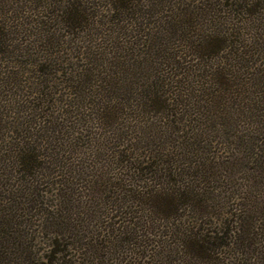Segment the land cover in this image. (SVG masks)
Wrapping results in <instances>:
<instances>
[{
    "label": "trees",
    "instance_id": "obj_1",
    "mask_svg": "<svg viewBox=\"0 0 264 264\" xmlns=\"http://www.w3.org/2000/svg\"><path fill=\"white\" fill-rule=\"evenodd\" d=\"M11 1L0 0V264H223L225 150L250 192L264 190V0L15 1L36 40L13 61ZM102 22L130 38L76 47L77 68L59 59ZM251 203L238 243L261 255L264 207Z\"/></svg>",
    "mask_w": 264,
    "mask_h": 264
},
{
    "label": "rangeland",
    "instance_id": "obj_2",
    "mask_svg": "<svg viewBox=\"0 0 264 264\" xmlns=\"http://www.w3.org/2000/svg\"><path fill=\"white\" fill-rule=\"evenodd\" d=\"M15 1L16 2L19 1L18 6L22 7L21 10H23L24 7L28 4V3L25 4V2L27 0L11 1V3H13V5H14L13 10H14V8L17 7L16 6L17 4L15 5ZM11 3H9V4L11 5ZM8 5L6 4L5 7L7 8ZM18 8H16L13 12L10 11L8 24H7V26L4 25L6 27L8 33H9L8 39H4V41H7L8 43L11 44V47L8 49L6 57L8 59H10L11 61H13L15 59V55H16L15 46L19 45L22 49H24L25 45H28V42H30L32 40H36L35 37L31 36V33L35 32V29H33V28L30 29V28H27L25 26H23V28H22L20 26L22 24L21 19L25 15L27 16V14L21 15L22 11H21V14H19L20 11L17 12ZM102 23H104V24L101 25L100 28L97 29V31H95L93 33H85V34L79 35L78 39L80 40V42H83L82 44L81 43H79V44L74 43L73 45L67 44L64 48V49H66L65 51H63L64 50L63 49L62 50L63 52L60 51V53L59 52L56 53V55H58L59 59L62 61H66L67 59H69L70 62L68 61L67 63L68 64L72 63V66L74 63V67L77 68L81 65V62H78L75 60H73L71 62L72 57L73 58L78 57L76 54V52H77L75 49L76 47H81V48L82 47L83 48L88 47L89 51H87V52H88V54H91V53H94L96 46L100 45L101 47H103L104 44L110 42L111 39H129L130 38L129 35H122L121 32H117L113 29L110 30L111 28H113V25L108 24L107 22H102ZM24 30L25 31L28 30L26 32V34H25ZM61 33H62V30L61 31L58 30L56 32V34H57L56 36L60 37L59 34L61 35ZM130 35L133 36V34H130ZM56 40L59 42L62 39L56 38ZM66 40H68V39H65V42H66ZM68 42H70V40ZM90 42H92V43L89 44ZM70 48H71V50H70ZM73 48L75 50H73ZM92 57H94V55ZM67 66H70V65H67ZM1 67L3 69H5L4 64H1ZM3 69H2V71H4ZM10 69H11V71H15L14 67H12V68L10 67ZM55 79H56V81H55L56 84L61 85L58 87L59 88L63 87V85L61 83H62V81H66L64 76L57 74V75H55ZM22 94L26 95L24 92ZM66 96H67V94H66ZM65 98L69 99L68 96ZM65 98H63V99H65ZM12 117H14V116H12ZM219 142H221V141H217V143H219ZM223 151H222V149H220L218 154L222 153ZM215 153L217 154V151H215ZM222 156H224V158H225V159H223V160H225L223 162L227 163V164L222 163V164H225L222 166V169L224 170L225 167H232L230 170V175L235 174L234 175L235 179H234V185L233 186L229 185V182H227V184L224 188V192H226L227 190L232 188L234 195L232 196V199H229V197L228 198L226 197V199H228V200L224 201L226 204L224 205L223 220H225L226 223L229 224V229H231L232 232L230 233V237H227V240L225 242L226 244L229 245L228 248L225 247L222 249V253L220 256L221 260H222L223 264H264V235L260 236V241L258 242V244H259L258 248H261L262 254L257 255V254L252 252V254H253L252 255L251 253L247 254L246 249L238 243V241L241 239L242 236L240 234V237H239V232L237 231L238 230V224L241 225V223H242V222L240 223V221H238V218L240 219L242 217L244 219V217L247 216V214H250L249 209L252 208V205H253V203H251L252 201L258 202L259 203L258 207H260V206L264 207V190L262 189L263 191H261L260 193L259 192H257V193L253 192L252 193V191L250 192L249 186L251 185V183H250L251 179L250 178L252 176L247 174V173L244 174L243 172H241V169L239 167H237L235 165V163L233 166L232 165L230 166V164H232V162H231L232 157L229 153L228 154L226 153V150ZM256 197H259V198H256ZM245 208H247V209L245 210ZM226 212L227 213L231 212L232 213L231 215H233V216H229ZM238 215H240V216H238ZM235 219H236L237 224H231L230 223L231 220L234 221ZM224 226H226V225L224 224ZM248 252H249V250H248Z\"/></svg>",
    "mask_w": 264,
    "mask_h": 264
}]
</instances>
